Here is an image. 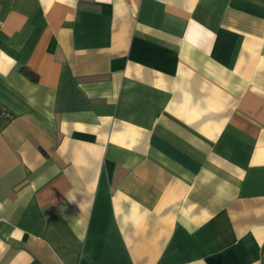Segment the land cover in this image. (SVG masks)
I'll return each mask as SVG.
<instances>
[{"label": "crops", "instance_id": "1", "mask_svg": "<svg viewBox=\"0 0 264 264\" xmlns=\"http://www.w3.org/2000/svg\"><path fill=\"white\" fill-rule=\"evenodd\" d=\"M0 264H264V0H0Z\"/></svg>", "mask_w": 264, "mask_h": 264}, {"label": "built area", "instance_id": "2", "mask_svg": "<svg viewBox=\"0 0 264 264\" xmlns=\"http://www.w3.org/2000/svg\"><path fill=\"white\" fill-rule=\"evenodd\" d=\"M2 113L4 114V115H6L7 113L4 111V110H2Z\"/></svg>", "mask_w": 264, "mask_h": 264}]
</instances>
